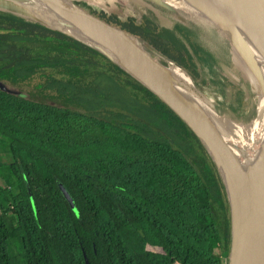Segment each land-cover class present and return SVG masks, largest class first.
<instances>
[{
  "label": "trees",
  "instance_id": "trees-1",
  "mask_svg": "<svg viewBox=\"0 0 264 264\" xmlns=\"http://www.w3.org/2000/svg\"><path fill=\"white\" fill-rule=\"evenodd\" d=\"M157 13L104 19L176 63L212 113L255 118L223 34ZM231 242L225 179L192 128L100 52L0 6V264H228Z\"/></svg>",
  "mask_w": 264,
  "mask_h": 264
},
{
  "label": "bare ground",
  "instance_id": "bare-ground-1",
  "mask_svg": "<svg viewBox=\"0 0 264 264\" xmlns=\"http://www.w3.org/2000/svg\"><path fill=\"white\" fill-rule=\"evenodd\" d=\"M34 1L36 3L33 7V11L41 20L77 35H80L82 33L81 31H87L112 45L117 49L121 57H130L132 61L147 66V68L155 70L156 72H160L175 81L181 88L192 94L193 104L212 125H215L216 121L212 115V111L200 96L194 93L189 78L177 67L162 64L154 57L152 58L147 49L128 34L120 31L108 30L96 25L88 15L81 14L73 5L71 7H65L56 0ZM162 1L171 7H175L176 10H178V8H183L186 11L207 15L219 22L222 31H225V29H236L241 31L255 41L264 54L263 33L247 0H184L183 3H179L180 5L172 4L173 0ZM0 4L10 6L11 1L0 0ZM73 25L82 28L75 29L72 28ZM104 32H107L109 35L107 36ZM240 56L242 59L241 64L248 69L245 56L242 54H240ZM140 60L144 62L141 63ZM182 74L185 79L181 77ZM183 83H185V86ZM230 143L236 155L247 162L246 166L237 163L221 148L211 144H209V148L215 156L222 170L223 177L229 185L233 203V249L235 251L242 238L247 201L253 187L256 185L261 175L264 160V138L254 151V159H252V156L246 149L236 144L235 141L230 140Z\"/></svg>",
  "mask_w": 264,
  "mask_h": 264
},
{
  "label": "water",
  "instance_id": "water-1",
  "mask_svg": "<svg viewBox=\"0 0 264 264\" xmlns=\"http://www.w3.org/2000/svg\"><path fill=\"white\" fill-rule=\"evenodd\" d=\"M56 1H58L61 5L65 7H71L72 5L75 6L81 14L88 15L89 18L100 27L128 34L126 31L119 29L114 24L98 17L95 14L88 12L86 9L78 6L73 2H69L68 0ZM147 1H150L165 8L168 7L167 4L164 3L162 0ZM183 1L184 0H176L177 3H183ZM247 2L255 15L257 22L261 27V31L263 33L262 36L264 37V0H247ZM209 18L215 21V19L211 17ZM49 24L58 29L59 31L63 32L64 34L81 41L82 43L103 54L110 61L117 64L120 68H122L128 74H130L143 85H145L160 99H162L167 105H169L204 142L205 146L208 148L209 152L214 158L218 169L220 170L222 175V170L218 165L215 156L211 152L209 144L223 149L229 154V156L233 160H235L242 166L247 165L246 161L236 155L231 146L230 139L224 134V132L216 125H212L196 108L192 101V94L189 91H186L181 88L175 81H173L169 77H166L160 72L153 71L150 68L145 67L144 65L132 61L130 57H121L117 49H115L112 45H110L106 41H103L102 39H99L98 37H95L87 31H81L82 33L80 35H77L69 31H65L51 23ZM72 28L81 29L82 27H75L73 25ZM104 34H106L107 36L109 35L107 32H104ZM151 57L153 58L152 55ZM225 182L229 195L232 216V242L228 264H264V160L260 178L257 181L256 185L253 187L250 197L247 201L244 224L242 229V238L239 242L237 250L235 251L233 249V203L229 185L226 179ZM27 192L32 207L35 211L32 194L28 184ZM84 258L85 263L89 264V261L85 255Z\"/></svg>",
  "mask_w": 264,
  "mask_h": 264
},
{
  "label": "rangeland",
  "instance_id": "rangeland-1",
  "mask_svg": "<svg viewBox=\"0 0 264 264\" xmlns=\"http://www.w3.org/2000/svg\"><path fill=\"white\" fill-rule=\"evenodd\" d=\"M10 1H11L10 6L9 5L4 6L1 4H0V6L6 7V8L11 9V10H13L19 14L29 16L31 18H39V16L33 11V7L36 3L34 0H10ZM68 1L74 3V0H68ZM87 1L97 3V5H100L106 9H111L115 13L120 14V15L122 13L124 15H128V14L132 15L133 13H135L134 8H133L134 6L139 7L140 11L142 10V8H140V6H142V4L144 5V8L146 10H148L149 7L151 6L150 3H146L143 0H87ZM119 3L123 4V6L118 5ZM172 4L180 5L179 3L176 2V0H173ZM146 5H148V7ZM167 6L168 7H166L165 10L163 12H161V18L160 19L162 21H164L166 23L165 18H169L170 15H172L173 17H175L176 19H179V20L184 19L185 14H190L196 19L198 17L203 18L204 21L206 20V22H207V23L201 22L203 25H207L209 27H212L216 31L219 30L220 33L223 34L224 38L226 39L227 44L232 48V50H234V58L236 60L238 59L240 61V63H242V59H241L240 54L245 56L246 62H247L249 69H250V74H252V72H251V69H252L254 71V75L258 74L261 77H264V54H263V51L261 50L260 46L257 43H255V41L250 39L246 34L242 33L239 30H236V29H225V31H222V29L220 28L221 25L216 20L215 21L211 20L207 15L196 13L193 11H186L183 8H181V9L178 8V10H176L175 7H171L169 5H167ZM153 7H151L153 10L156 9ZM155 11H157V9ZM183 13H185V14H183ZM156 18H157V16H156ZM140 62L143 63L144 61L140 60ZM167 65H172V66L177 67L176 63L171 62V61H169ZM145 67H147V66H145ZM178 69L183 72L182 69H180V68H178ZM153 71H155V70H153ZM183 73L189 78V76L185 72H183ZM181 77L184 78V75L182 74ZM251 77H252V75H251ZM253 78L254 77H252V79ZM189 80H190V78H189ZM250 81H252V80H250ZM183 85L185 86V83H183ZM190 85H191L192 89L194 90V93L198 94L196 92L191 80H190ZM26 88H28V87H26ZM11 90L18 92V89L14 88V87H11ZM258 95H259V93L257 92V90L255 88L256 102H258ZM200 98H201V96H200ZM263 112H264V106H263ZM212 115L216 121L215 125L217 127H219L222 131H223V129L220 126V122H223V123H225L231 127V129L228 132L223 131L224 134L230 140L235 141L236 144H238L242 148L246 149L249 152V154L252 156V159H254V151L258 148V146L260 145L261 141L264 138V113H262L257 119H256L257 116H255V118L251 119L247 123L236 122V121L230 120L229 118H227L225 116L220 117L214 113H212ZM15 200L18 204L26 203L28 201L25 193H22L21 196H16ZM196 233L197 234H207L208 229L198 228L196 230Z\"/></svg>",
  "mask_w": 264,
  "mask_h": 264
},
{
  "label": "built area",
  "instance_id": "built-area-1",
  "mask_svg": "<svg viewBox=\"0 0 264 264\" xmlns=\"http://www.w3.org/2000/svg\"><path fill=\"white\" fill-rule=\"evenodd\" d=\"M237 62L239 63L241 68L244 70V72L246 73L248 78H250V80H252V83L254 84L257 92L259 93L258 102H257V108H258V112H257V115H256L257 116L256 119H257L262 113H264L263 112V106H264V77H261L258 74L254 75V71L252 69H251L252 74H250L249 66H248V69H247V68H245V67H243L241 65L239 60ZM251 75H252V77H254L253 79H252Z\"/></svg>",
  "mask_w": 264,
  "mask_h": 264
},
{
  "label": "flooded vegetation",
  "instance_id": "flooded-vegetation-1",
  "mask_svg": "<svg viewBox=\"0 0 264 264\" xmlns=\"http://www.w3.org/2000/svg\"><path fill=\"white\" fill-rule=\"evenodd\" d=\"M143 1H145L146 3H150V7H153L154 5V3H152V2H150V1H147V0H143ZM95 2V1H94ZM141 2V1H140ZM96 5H97V3H95ZM118 5H120V6H123V4H118ZM147 7H148V5H146ZM134 8V11H135V13H133L136 17H138V18H140V17H142L144 14H147L148 13V10H146L145 8H144V5L142 4V6H140V8H142V10L140 11L139 10V7H133ZM153 8H155V6L153 7ZM133 10V9H132ZM156 9H154V11H155ZM158 11V10H157ZM157 11H155V12H157ZM97 12H100V14L102 13V12H104V15L102 16L103 18L102 19H104V18H110V13H112V10L111 9H106V8H104V7H102V6H100V5H97ZM102 15V14H101ZM129 15H131V14H129ZM111 16H113V15H111ZM101 18V17H100ZM161 16H159V15H157V19L160 21V22H163L161 19ZM106 19H104V20H106ZM107 21V20H106Z\"/></svg>",
  "mask_w": 264,
  "mask_h": 264
},
{
  "label": "crops",
  "instance_id": "crops-1",
  "mask_svg": "<svg viewBox=\"0 0 264 264\" xmlns=\"http://www.w3.org/2000/svg\"><path fill=\"white\" fill-rule=\"evenodd\" d=\"M149 8H151V7H149ZM159 14V13H158ZM159 16H161V14H159ZM170 17H173L172 15H170ZM174 19H176L175 17H173ZM188 18H187V14H185V17H184V19H182L183 21H185L184 23H186V22H188V20H187ZM176 20H178V21H182V20H179V19H176ZM182 21V22H183ZM164 22V21H163ZM219 31V30H218ZM220 32V31H219Z\"/></svg>",
  "mask_w": 264,
  "mask_h": 264
}]
</instances>
